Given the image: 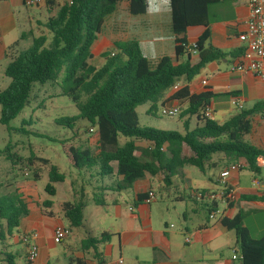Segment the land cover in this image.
Returning <instances> with one entry per match:
<instances>
[{"label": "trees", "instance_id": "1", "mask_svg": "<svg viewBox=\"0 0 264 264\" xmlns=\"http://www.w3.org/2000/svg\"><path fill=\"white\" fill-rule=\"evenodd\" d=\"M121 2L128 4L132 16L142 15L147 10L146 0H63L62 5L57 4L55 14L45 23L50 40L42 35L33 38L31 46L12 56L4 69L9 85L0 91V124L8 127L19 115L28 103L33 84H57L62 75L64 87L60 95L71 100L77 115L56 120V123L69 128L76 120H86L91 129H96L98 137L95 150L87 141L61 143L69 168L79 172L94 170L100 181L114 175L116 182L112 185L118 190L130 189L137 180L158 174L163 176L167 186L174 173L183 167H194L206 173L215 168L211 160L216 154H222L232 163L242 159L245 167L241 170L258 175L260 168L255 160L263 151L243 138L250 130L251 116L264 104L239 110L223 123H217L202 114L216 96L207 91L195 95L188 89V84L208 63L224 57L219 50L204 49L208 38V7L218 0H169L173 57L163 56L152 64L133 39L115 42L112 50L101 54L104 62L96 68L90 64L92 44L107 17ZM45 5L50 11L54 8V0H45ZM193 27L205 29L195 42L199 59L194 64L185 38L187 30ZM180 80L184 81V86L167 95ZM169 102H176L180 107V119L186 118L182 131L139 125L137 107L149 103L146 114L156 116L157 104L162 107ZM120 138L126 139L124 143L119 144ZM139 144H146V147ZM3 153L11 164L21 161L8 147ZM34 160L49 164L48 160L37 159L31 154L27 166H33ZM47 176L49 185L45 190L47 195L53 196L54 188L50 184L62 183L65 176L54 165L50 166ZM33 177L37 179L36 172ZM90 177L93 174L90 173ZM105 187L99 189L109 190ZM82 191L77 202L62 205L69 228L82 225L85 207ZM93 197L97 205H104L102 193ZM256 200L258 198H251V201ZM51 205L49 199L42 203L45 209ZM202 205L207 213L216 209L214 204ZM28 213L27 204L18 191L0 194V240L12 236L13 231L18 233L20 222ZM219 226L234 232L240 264H264V234L259 239L251 238L240 213L220 219ZM114 236L108 232L98 237L89 236L82 241L81 247L95 249L96 245L107 243ZM16 259V254L0 250V262L17 264ZM97 260L105 264L99 255Z\"/></svg>", "mask_w": 264, "mask_h": 264}, {"label": "crops", "instance_id": "2", "mask_svg": "<svg viewBox=\"0 0 264 264\" xmlns=\"http://www.w3.org/2000/svg\"><path fill=\"white\" fill-rule=\"evenodd\" d=\"M146 3V12L138 16L129 14L126 2L118 4L116 11L107 17L101 33L92 44V59L94 54L101 56L102 53L112 50L115 42L133 39L139 43L144 56L152 64L163 56H174L169 0H146ZM53 12L54 8L51 12L47 10L45 0L40 6L31 8L25 7L23 0H0V72L2 75L10 58L20 50L28 49L33 38L42 35L47 37L48 41L50 40L51 36L45 23L50 16L54 15ZM247 14L244 0H218L217 3L208 7L206 29L208 38L204 49L219 50L224 57L208 63L202 69L203 74H200V71L199 75L188 84V89L191 94L198 95L207 91L216 96L211 100L210 107L211 117L217 123H223L239 111L232 105V100H236L242 106L241 110L251 109L257 103L264 104V84L249 73L231 71V66L241 58L244 52L245 44L238 39V36L241 32L240 23ZM204 31L202 27L190 28L185 38L189 44L195 43ZM9 36L17 41L11 44L6 43L5 40ZM198 59L197 54L191 55V63L198 62ZM203 80L207 81L206 86L202 85ZM184 84V81L180 80L176 84L177 90ZM172 92L175 90H170L167 95ZM222 96L228 98L227 103L217 101V98ZM226 105H228L227 109ZM215 115L219 117V120L215 119ZM181 120L183 129L186 118ZM92 129L96 143L98 138L96 129ZM243 139L255 149L264 152V107L251 116L250 130ZM211 162L215 163L213 165L215 173L209 179L210 185L187 186L189 191L187 193H180L176 189L174 177L178 174L181 179L189 181V174H186L188 167L178 169L167 186L164 185L163 176L160 174L147 175L137 180L127 190L113 188L112 184L116 182L114 175L99 180V184L97 182L91 188L94 192L102 186L109 189L106 190L108 198H103V206L97 205L94 197L88 201L87 193L82 186L79 193L83 190L85 207L82 225L77 228H69L63 216L62 205L78 201V198L75 201V194L70 196L63 187L65 180L62 183H55L58 184V190L55 193L58 199L56 211L52 209L55 205L52 200L51 207L45 209L42 203L48 199H42L35 194L33 201L29 202L22 195L29 213L21 220L19 232L22 236L33 231L38 233L36 240L38 257L33 263L27 262L26 248L20 239L15 237L14 242L22 244L21 251H15L17 264H99L97 255L104 260L105 264H117L118 260H122L123 264H229L232 250H237L234 232L221 229L219 226L221 218L217 216L215 219H209L204 205L195 203L190 198L192 190H215L218 173L227 165L233 164L222 154L213 156ZM237 162L244 163L242 159ZM242 171L233 173L228 179L229 183L238 187L239 197L232 206L226 208V218H232L237 213H240L243 218L241 208L244 206L260 205V208L264 210V177L251 173L244 177ZM90 173L84 172V178L87 179V185L91 186ZM253 180H257L259 186H253ZM155 182L161 188V183L164 185L168 201L166 204L157 201L153 188ZM111 188L113 190H110ZM122 192L127 194L131 205L122 198ZM148 192H152L154 198L146 203ZM253 197L258 200L251 201ZM184 201L191 202L194 207L188 211L182 204ZM217 208L225 209L220 203ZM86 216L92 220L90 223L86 222ZM179 218L181 221L177 226L172 220H179ZM107 220V227H101L100 224ZM57 225L70 231L69 236L62 241H57L53 236V229ZM102 232L116 236L107 243L96 245L95 249L81 247L82 241L89 236L98 237ZM186 238L190 239V243H185ZM0 264L4 263L0 262Z\"/></svg>", "mask_w": 264, "mask_h": 264}, {"label": "rangeland", "instance_id": "3", "mask_svg": "<svg viewBox=\"0 0 264 264\" xmlns=\"http://www.w3.org/2000/svg\"><path fill=\"white\" fill-rule=\"evenodd\" d=\"M57 4L62 5L63 0H54V14L57 10ZM49 12H51V10ZM5 41L11 44L17 40L9 36ZM45 47H47V45ZM90 63L96 68H99L103 63V59L100 55L94 54ZM200 74H203V70H201ZM61 79L62 75L57 84L47 83L44 86L33 84L28 103L19 115L9 123L8 127L0 124V194L18 191L21 195H24L25 199L29 202L33 201V197H35L36 194L42 199L52 200L55 203L52 208L54 211H56L58 207V199L57 195H55L58 190V184H50V186L54 188L53 196L47 195L45 190L46 186L49 185L47 174L51 165L56 166L59 173L65 176L63 187L69 192L70 196L73 194L76 195L75 201H77V198L79 200L78 195L82 186L87 193L86 198L88 201L92 200L93 195L100 193L103 194L104 199L108 198V192L101 191L100 189H98L97 192L92 190L91 187L95 186V183L98 182L99 184V178L94 175V170L90 171L91 174H93L91 186L89 184L87 185L84 172L69 168L62 153L61 143L65 140L68 142L87 141L93 150L96 149V143L95 133L89 132L91 126L86 120H76L69 128L56 123V120L73 118L77 115V110L71 100L66 96L60 95V89L64 87ZM8 85L9 79L0 72V91L4 90ZM217 101L227 103L228 98L222 96L217 98ZM149 106V103H145L136 109L140 126L160 130H182V120L179 116L174 118L160 116L159 112L161 107L159 104H157L156 116L147 115L146 111ZM227 108L228 105H226V109ZM218 111L219 110H217V112ZM215 119L219 120V117L215 115ZM125 140L124 138H120L119 144L124 143ZM139 146L146 147V144H140ZM6 147L10 149L11 153L16 154L21 161H15L14 164H11L10 160L6 157L7 154L3 153ZM31 154L37 159L48 160V166L40 161L34 160L33 166L28 167L27 160ZM186 170V174H189L190 177L189 181L181 179L178 174L174 177L176 189L180 193H187V186L204 187L210 185L209 179L212 178L215 173L214 169L208 170L206 173H202L194 167H188ZM34 172L37 174V179L33 177ZM248 175V171H242V176L247 177ZM258 175L264 177V169H260ZM161 186L162 188L155 182L153 188L156 192L157 201H162L166 204V202H168L167 193L162 183ZM122 196V198L128 202V205H131L127 194L122 192ZM182 204L186 206L188 211L194 207V205L188 201H184ZM241 213L244 218L243 224L247 227L251 238L259 239L264 234V210L260 208V205H249L242 207ZM201 215H204V213H201ZM85 220L87 223L92 221L88 216H86ZM172 221L178 226L181 219L179 218V220L175 219ZM95 225L107 227L108 220L102 222L100 225ZM15 237L18 239L22 237L19 229L18 233L17 231H13L12 236H6L4 241L0 240V250L4 249L13 254H15L17 250L21 251L22 244L20 242L15 243ZM228 253L230 254V252Z\"/></svg>", "mask_w": 264, "mask_h": 264}, {"label": "built area", "instance_id": "4", "mask_svg": "<svg viewBox=\"0 0 264 264\" xmlns=\"http://www.w3.org/2000/svg\"><path fill=\"white\" fill-rule=\"evenodd\" d=\"M44 0H25L24 5L27 8L40 6ZM248 14L246 18L241 21V32L238 39L245 44L244 52L241 58L231 66L232 72L249 73L257 78L264 84V0H244ZM191 55H196L195 43L189 44L187 47ZM202 85L206 86L207 81L203 80ZM178 86L175 85L171 90H177ZM232 105L238 110L242 109V106L236 101L232 100ZM180 113V107L177 104H166L160 108L159 115L167 118L177 117ZM202 114L205 118H210L212 109L210 106H206L203 109ZM93 129H89V132H93ZM256 166L260 169H264V152L256 158ZM244 167V163L236 162L227 165L219 173L215 180L216 189L205 190H192L190 192V198L195 203H202L207 205H216L214 211L208 213L209 219H215L219 216L221 219L225 218L226 208L234 203L239 197V189L236 185L229 183V177ZM252 185L257 187L259 182L257 180L252 181ZM154 198L152 192L147 193L146 203ZM222 204L225 209L218 210L217 205ZM129 210H132L129 208ZM69 229L57 225L53 229V236L57 241L64 240L69 236ZM38 233L36 231L27 233L20 238L21 243L25 246L26 260L29 263H33L38 257V247L36 240ZM185 243H190V239L186 238ZM241 256L237 250H232L229 264H240ZM117 264H123L122 260H118Z\"/></svg>", "mask_w": 264, "mask_h": 264}]
</instances>
